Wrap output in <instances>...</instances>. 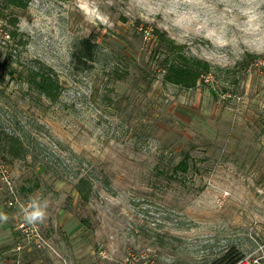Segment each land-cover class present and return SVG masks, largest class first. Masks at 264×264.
I'll return each instance as SVG.
<instances>
[{
    "label": "rangeland",
    "instance_id": "obj_1",
    "mask_svg": "<svg viewBox=\"0 0 264 264\" xmlns=\"http://www.w3.org/2000/svg\"><path fill=\"white\" fill-rule=\"evenodd\" d=\"M94 3L0 0V264H264V0ZM166 38L217 68L165 81ZM34 196L48 216L27 225Z\"/></svg>",
    "mask_w": 264,
    "mask_h": 264
},
{
    "label": "trees",
    "instance_id": "obj_2",
    "mask_svg": "<svg viewBox=\"0 0 264 264\" xmlns=\"http://www.w3.org/2000/svg\"><path fill=\"white\" fill-rule=\"evenodd\" d=\"M4 1L13 3L19 7H26L27 5V0ZM157 37L159 39L162 38L159 33H157ZM166 40L171 46V50H176L171 59H166L168 63L164 75L165 81L190 88L195 86L199 81H203L206 75L211 74L212 71L217 68L205 59L188 56L182 53L177 49L180 48V45L176 44L174 40L170 38H166ZM96 47L97 43L91 39L90 36L81 38L72 52L73 63L75 65L90 64V62L95 59ZM36 86L42 94L54 100L57 97V90L60 85L58 80L54 79L49 73H43L36 82ZM211 91L216 95V91L212 88ZM75 188L83 199H89L92 191V183L86 177H80L76 182ZM240 259H242V254L237 249L230 248L226 250L216 262L219 264H236Z\"/></svg>",
    "mask_w": 264,
    "mask_h": 264
},
{
    "label": "clouds",
    "instance_id": "obj_3",
    "mask_svg": "<svg viewBox=\"0 0 264 264\" xmlns=\"http://www.w3.org/2000/svg\"><path fill=\"white\" fill-rule=\"evenodd\" d=\"M77 3L86 17L94 11L96 12L97 16L101 15L98 9H96L94 0H77ZM95 18L96 17H93V19ZM48 207L49 202L47 199L35 196L29 197L27 202L22 205L20 209L24 223L27 225H37L44 223L48 216ZM8 220L9 216L3 211H0V223H7Z\"/></svg>",
    "mask_w": 264,
    "mask_h": 264
}]
</instances>
